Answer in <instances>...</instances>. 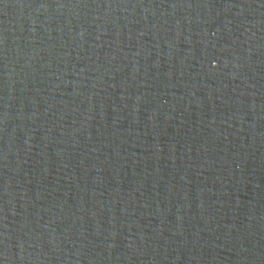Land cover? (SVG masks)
I'll return each instance as SVG.
<instances>
[{
  "label": "water",
  "instance_id": "water-1",
  "mask_svg": "<svg viewBox=\"0 0 264 264\" xmlns=\"http://www.w3.org/2000/svg\"><path fill=\"white\" fill-rule=\"evenodd\" d=\"M0 264H264V0H0Z\"/></svg>",
  "mask_w": 264,
  "mask_h": 264
}]
</instances>
